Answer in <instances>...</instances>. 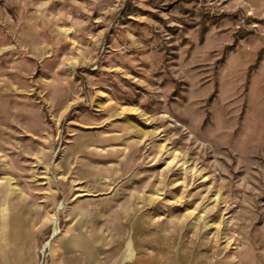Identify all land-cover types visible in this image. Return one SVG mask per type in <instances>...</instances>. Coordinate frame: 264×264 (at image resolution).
I'll list each match as a JSON object with an SVG mask.
<instances>
[{
	"label": "rangeland",
	"instance_id": "374dc122",
	"mask_svg": "<svg viewBox=\"0 0 264 264\" xmlns=\"http://www.w3.org/2000/svg\"><path fill=\"white\" fill-rule=\"evenodd\" d=\"M0 264H264V0H0Z\"/></svg>",
	"mask_w": 264,
	"mask_h": 264
},
{
	"label": "water",
	"instance_id": "95a60500",
	"mask_svg": "<svg viewBox=\"0 0 264 264\" xmlns=\"http://www.w3.org/2000/svg\"><path fill=\"white\" fill-rule=\"evenodd\" d=\"M57 229H58V225H57V222H56V224H55V228H54L55 231H54V234L52 235V238H54V236L56 235V231H57ZM52 238H51V239H52ZM49 243H50V242H49ZM49 243H48V244H49ZM48 244H47V246H48ZM47 246H46V247H47Z\"/></svg>",
	"mask_w": 264,
	"mask_h": 264
}]
</instances>
